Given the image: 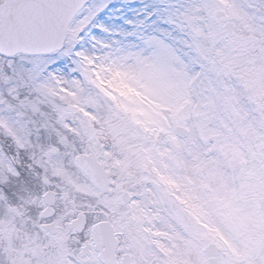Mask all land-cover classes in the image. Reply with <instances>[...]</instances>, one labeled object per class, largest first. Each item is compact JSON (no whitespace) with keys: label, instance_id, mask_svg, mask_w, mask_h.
Masks as SVG:
<instances>
[{"label":"snow or ice","instance_id":"6c2138e0","mask_svg":"<svg viewBox=\"0 0 264 264\" xmlns=\"http://www.w3.org/2000/svg\"><path fill=\"white\" fill-rule=\"evenodd\" d=\"M0 264H264V0H0Z\"/></svg>","mask_w":264,"mask_h":264}]
</instances>
